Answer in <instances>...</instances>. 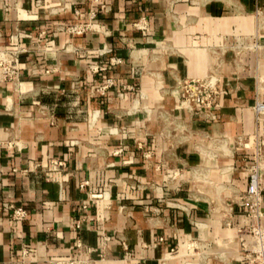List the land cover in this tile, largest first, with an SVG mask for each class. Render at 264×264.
I'll return each mask as SVG.
<instances>
[{"label":"crops","instance_id":"obj_1","mask_svg":"<svg viewBox=\"0 0 264 264\" xmlns=\"http://www.w3.org/2000/svg\"><path fill=\"white\" fill-rule=\"evenodd\" d=\"M0 48L21 49L0 78V264H246L264 0H0ZM210 73L218 106L187 111L178 82Z\"/></svg>","mask_w":264,"mask_h":264},{"label":"built area","instance_id":"obj_2","mask_svg":"<svg viewBox=\"0 0 264 264\" xmlns=\"http://www.w3.org/2000/svg\"><path fill=\"white\" fill-rule=\"evenodd\" d=\"M98 2L100 0H89ZM143 19V18H142ZM138 21L136 25H139ZM95 23V11H91L89 19L84 22L63 25L62 28L70 33H82L85 30L92 29ZM144 28V25H139ZM21 49H1L0 48V78L13 81L17 79L20 63L18 54ZM105 67L94 66L93 69L99 70ZM109 84V83H108ZM108 84L103 85L104 89ZM179 91L182 94L180 105L192 112L197 110H211L218 106L220 88L218 78L214 73L208 74L203 78L182 79L178 82ZM253 111L258 120L264 114V103L257 101L253 105ZM209 115L211 112L208 111ZM255 157L245 167L247 174L246 189L240 192L238 200L246 206V213L251 218L252 223L248 226V231L252 236V245L245 249L241 255L246 264H264V232L261 225L263 210L261 208L262 192L264 191V135H257L254 141ZM64 165V161L52 160L51 169H59ZM82 187L83 184L81 183ZM91 196H100L91 194ZM13 219L25 217V211L21 207L14 208L12 211ZM229 224V223H228ZM76 228L81 226L80 220L74 222ZM81 248V244L79 243ZM85 252L94 251L93 247H83ZM195 248V246H193ZM92 258H72V259H53L50 264H94Z\"/></svg>","mask_w":264,"mask_h":264},{"label":"bare ground","instance_id":"obj_3","mask_svg":"<svg viewBox=\"0 0 264 264\" xmlns=\"http://www.w3.org/2000/svg\"><path fill=\"white\" fill-rule=\"evenodd\" d=\"M196 244L194 243V242H190V241H188L187 243H186V247L187 248H193V246H195Z\"/></svg>","mask_w":264,"mask_h":264},{"label":"rangeland","instance_id":"obj_4","mask_svg":"<svg viewBox=\"0 0 264 264\" xmlns=\"http://www.w3.org/2000/svg\"><path fill=\"white\" fill-rule=\"evenodd\" d=\"M197 250V249H196Z\"/></svg>","mask_w":264,"mask_h":264}]
</instances>
